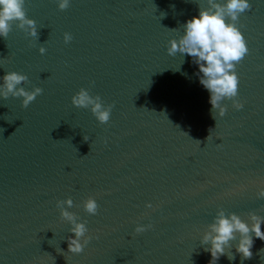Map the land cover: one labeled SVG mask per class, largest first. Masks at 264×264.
Masks as SVG:
<instances>
[{
  "label": "water",
  "instance_id": "1",
  "mask_svg": "<svg viewBox=\"0 0 264 264\" xmlns=\"http://www.w3.org/2000/svg\"><path fill=\"white\" fill-rule=\"evenodd\" d=\"M252 2L239 20L251 50L237 66L244 107L225 99L221 117L192 57L168 52L208 0H72L64 10L26 0L38 36L12 22L0 83L20 71L21 86L44 91L27 107L0 97V264H209L201 240L221 209L264 216V0ZM81 87L113 103L108 122L72 103ZM90 195L96 214L83 207ZM68 196L93 237L81 253L69 252L74 233L57 207ZM137 223L153 226L137 233ZM254 239L243 264H264ZM237 243L235 260L218 264H241Z\"/></svg>",
  "mask_w": 264,
  "mask_h": 264
},
{
  "label": "clouds",
  "instance_id": "2",
  "mask_svg": "<svg viewBox=\"0 0 264 264\" xmlns=\"http://www.w3.org/2000/svg\"><path fill=\"white\" fill-rule=\"evenodd\" d=\"M71 2L72 0H57L61 10L70 7ZM25 4L26 0H0V37L9 35L13 21H19L18 27L31 37L38 36L37 21L27 15ZM208 5L200 8L198 14L186 21L183 25V34L170 40L168 52L175 55L179 51L192 57V62L198 65L199 83L209 92L212 114L213 110H218L219 115L223 117L228 109L227 104L223 103L225 99L232 100L236 109L244 107V104L237 99L240 80L237 66L251 50L239 20L242 13L252 9L253 2L252 0H208ZM72 39L73 34L66 31L65 43ZM39 51L41 54L47 52L44 44L40 45ZM28 79V75L24 72L7 71L0 83V97L7 99L10 94L13 97H22V104L27 107L44 91L40 86H34L32 89L21 86ZM72 103L77 107H90L102 124L110 120L114 106L113 103L106 104L99 94L92 95L86 87H81L72 96ZM84 139L87 140L89 137ZM257 196L264 198V186L259 187ZM73 205L74 200L71 196L57 201L61 218L70 223V232L74 233L68 237L69 252L81 253L93 237L87 235L88 224L77 213L69 210ZM83 207L87 213L96 214L99 203L95 196L90 195L83 201ZM147 207L153 208L151 201L147 203ZM152 226L151 223H137L135 231L141 233ZM262 226H264L262 215L253 213L249 221L235 211L228 213L221 209L210 225V230L204 233L201 240L203 245H210L204 248L205 252L211 254L209 264H218L220 257L225 253L230 261H234L235 254L230 253L228 249L232 241L237 238L236 252L241 254V264L243 260L251 259L254 237L264 240ZM259 252L261 260L264 261L262 255L264 248Z\"/></svg>",
  "mask_w": 264,
  "mask_h": 264
}]
</instances>
